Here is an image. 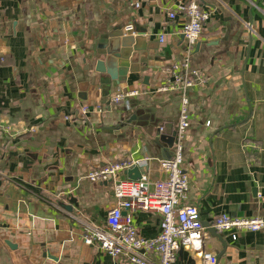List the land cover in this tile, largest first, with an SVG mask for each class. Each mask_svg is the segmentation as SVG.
Here are the masks:
<instances>
[{
  "label": "crops",
  "instance_id": "0c3cea01",
  "mask_svg": "<svg viewBox=\"0 0 264 264\" xmlns=\"http://www.w3.org/2000/svg\"><path fill=\"white\" fill-rule=\"evenodd\" d=\"M192 1L212 17L192 54L204 83L189 93L184 204L212 228L222 214L264 218V0H0V264H130L84 242L85 230L105 227L117 204L114 183L88 176L131 160L151 181L165 178L161 162L174 149L159 129L176 131L181 96L162 88L187 50L178 9ZM131 25L162 68L131 73L143 65H130L127 80L104 97L98 48ZM126 91L140 94L112 102ZM71 198L69 212L60 203ZM133 221L144 238L160 233L157 213L136 212ZM214 232L182 245L177 264H199L203 251L221 256L219 264H264V229L220 234L226 248Z\"/></svg>",
  "mask_w": 264,
  "mask_h": 264
},
{
  "label": "built area",
  "instance_id": "2783aa9c",
  "mask_svg": "<svg viewBox=\"0 0 264 264\" xmlns=\"http://www.w3.org/2000/svg\"><path fill=\"white\" fill-rule=\"evenodd\" d=\"M178 10L186 19L183 34L187 50L183 58L166 71L169 79L162 88L165 92H179L181 96L173 156L161 162L165 178L158 181H151L147 176L139 180L127 179L126 172L138 167L131 160L98 167L88 176L93 183H114L113 194L117 204L108 215L105 227L92 225L85 230L84 242L87 245L99 244L113 259L126 256L130 264H177V252L182 245L202 242L208 237L199 208L184 204L190 190V179L183 165L184 143L191 118L189 93L204 83L201 71L192 66V54L212 13L195 1L180 6ZM175 14L170 13L171 20L176 18ZM126 33L134 34V26H128ZM164 40L162 36L161 41ZM139 94L138 91L122 92L112 102L122 106ZM89 110V107L82 108L81 115H86ZM122 175L125 178L123 180ZM136 212L157 213L161 216L160 233L155 238L147 239L140 235L133 221ZM213 227L219 234L231 231L258 232L264 229V218L239 219L222 214L215 219ZM198 257L199 264H217V256L207 251L201 252Z\"/></svg>",
  "mask_w": 264,
  "mask_h": 264
},
{
  "label": "water",
  "instance_id": "95a60500",
  "mask_svg": "<svg viewBox=\"0 0 264 264\" xmlns=\"http://www.w3.org/2000/svg\"><path fill=\"white\" fill-rule=\"evenodd\" d=\"M136 31H139V33H143V30H139L137 28ZM108 38V41H103V44H101L97 52L98 56H103L105 58V61L98 62V66L96 69L98 73L104 75L101 79V85H103L104 89V97L110 96L111 88L114 83L118 86L120 85V83L127 80L129 73L128 69L129 67H131L130 65H143V68H140V66H135L132 69L130 68L131 73H139L145 72L148 69L162 68V65L160 67H157L155 66L156 64H152V61L148 59V55L145 54L146 46L141 43L140 39H136L133 34H128L119 29H115L109 34ZM137 113L138 112H136V114L132 118L128 119L129 124H132L137 120ZM154 122V126H158L160 124L159 120L155 119ZM158 137L160 141L164 143L167 149H174L176 131L173 129V126L165 125L161 127L159 129ZM126 176L127 179L139 180L142 178L143 174L142 172H140V169L136 167L128 170L126 172ZM75 203V200L72 199L69 205L60 203V206L67 211L72 212L73 204ZM203 225L209 231H211V233L212 230H214V236L221 241V243L224 245V248L227 247L225 240L214 228H212L210 224ZM221 258V256L218 258L217 264H219Z\"/></svg>",
  "mask_w": 264,
  "mask_h": 264
}]
</instances>
